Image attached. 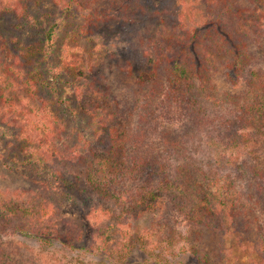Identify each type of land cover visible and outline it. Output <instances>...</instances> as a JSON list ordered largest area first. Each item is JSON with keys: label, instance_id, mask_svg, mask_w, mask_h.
Returning <instances> with one entry per match:
<instances>
[{"label": "trees", "instance_id": "trees-1", "mask_svg": "<svg viewBox=\"0 0 264 264\" xmlns=\"http://www.w3.org/2000/svg\"><path fill=\"white\" fill-rule=\"evenodd\" d=\"M41 1L0 0V17L13 14L21 31L40 32L27 45L14 38L18 52L0 55V124L13 131L17 171L32 185L0 189V230L50 245L59 239L62 207L76 203L85 210L83 221L99 222L82 245L96 256L124 257L143 238L137 221L148 213L175 212L198 230L236 233L245 242L253 238L249 214L257 208L264 213V155L258 154L264 147V67L251 46L264 33V0H202L210 21L192 31L170 4L158 8L118 0L117 17L132 28L137 16L161 22L134 57L113 56L131 78H120L124 91L119 93L102 75L82 71L85 54L77 52L84 48L75 40L60 44L54 64L63 23L44 29L46 15L33 13ZM45 1L66 12L85 10L80 26L85 38L111 24V15L93 6L98 0ZM223 69L231 89L217 84ZM63 77L69 78L77 111L94 121L91 138L82 143L79 135L72 145L62 142L67 124L59 114L56 82ZM165 105L179 112L180 125L159 130V109ZM197 142L231 150L252 147L254 154L239 162L208 155L205 164L196 156ZM256 236L264 260L262 231ZM2 259L0 251V264ZM226 263L221 253L216 264Z\"/></svg>", "mask_w": 264, "mask_h": 264}, {"label": "rangeland", "instance_id": "rangeland-1", "mask_svg": "<svg viewBox=\"0 0 264 264\" xmlns=\"http://www.w3.org/2000/svg\"><path fill=\"white\" fill-rule=\"evenodd\" d=\"M238 1L248 3V0ZM142 2H149L158 8L170 4L172 8L179 9L186 29L189 31L200 30L203 28V23L210 21L202 0H142ZM117 3L118 0H98L93 3V6H98L104 15L109 13L112 19H110L111 24L105 22L90 33L91 38H85L81 34L82 13L86 12L85 10L74 8L66 12L45 0L38 6H33V13L36 16L46 15L44 29L55 21L63 23L59 32V44L54 50L52 59L54 64L60 44L66 43L68 39L75 40L84 48V53L81 50L77 52L79 56L85 54L82 55L84 57L82 71L89 75H102L114 93H119L118 90L124 91L120 78L126 81H130L131 78L125 76L119 69L116 58L113 56L134 57V52H140L144 48L146 39L155 33L159 28L157 25L161 24L160 21L140 19L137 16L135 31L132 26L118 19ZM73 5L76 6L75 3ZM18 24L19 20L13 14L0 17L1 56L5 51L11 57L18 52L19 46L14 38L22 40L27 45L36 41L39 36L40 32L33 30L21 31ZM140 40L144 43L138 42ZM95 43L99 45V49L95 47ZM130 43L136 44L137 50H133ZM251 47L255 50L258 64L264 67V33ZM91 49L95 50L93 55ZM105 50H108L107 53L104 52ZM137 57L140 58L139 53ZM133 70L137 72L139 67L135 65ZM161 79L164 77L162 76ZM68 80V77H63L62 81L56 82V87L58 88L59 114L63 116L67 124L62 142L72 145L78 135L81 136L79 140L81 143L84 139L91 138L94 121L77 111L75 97L71 86L67 83ZM216 81L221 88H232V81L226 69L217 75ZM162 85L165 91V80ZM179 115L175 108L165 105L164 108L159 109L156 126L159 130L163 127H177L180 125ZM194 145L197 150L196 156L202 162L207 160L208 155L212 156L214 161L225 156L229 160L237 159L239 162L253 158L254 154L250 153L252 147L231 150L218 146H201L198 142ZM17 147L13 131L0 124V189L32 187L31 183L24 180L17 171L15 157ZM258 154L260 157L264 155V147ZM84 213L85 210L79 204L69 203L63 206L58 215L61 222L57 233L59 239L54 240L50 245L42 244L37 238L31 236L13 234L10 229L0 230V251L4 254L2 261L4 264H207L203 257V254H206L210 264H216L220 254L224 253L226 264L264 262L256 248L257 233L262 231L264 236V213L259 208L249 214L250 222L248 223L253 238L247 242L241 241L242 237L232 232L221 236L217 231L209 228L199 227L200 230H198L182 214L171 212L165 217H159L157 213H148L137 221L138 232L143 238H138L134 248L124 257L115 256V259L108 255H93L83 248V243H86L84 246L88 245L91 235L99 224V222H93L90 217L87 221H83ZM69 222H75L74 229L69 227Z\"/></svg>", "mask_w": 264, "mask_h": 264}]
</instances>
